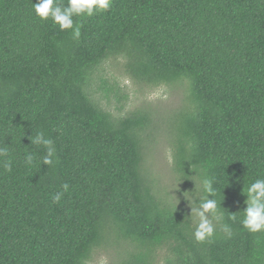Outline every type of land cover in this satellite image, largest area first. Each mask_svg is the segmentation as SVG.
<instances>
[{
  "label": "trees",
  "instance_id": "16d2710c",
  "mask_svg": "<svg viewBox=\"0 0 264 264\" xmlns=\"http://www.w3.org/2000/svg\"><path fill=\"white\" fill-rule=\"evenodd\" d=\"M37 2L0 0V264H90L107 245L124 248L116 264H160L161 249V264H264V231L242 224L243 190L264 179V0H111L73 17L79 39L40 19ZM122 62L131 81L185 85L170 134L177 204L145 165L150 111L123 116L96 99L120 102L105 70ZM37 132L53 141L51 166ZM203 178L217 218L199 243Z\"/></svg>",
  "mask_w": 264,
  "mask_h": 264
},
{
  "label": "rangeland",
  "instance_id": "374dc122",
  "mask_svg": "<svg viewBox=\"0 0 264 264\" xmlns=\"http://www.w3.org/2000/svg\"><path fill=\"white\" fill-rule=\"evenodd\" d=\"M105 72L114 77H118L121 96L120 102L114 94L109 99L103 94H97L100 103L108 108L112 113H122L123 116L138 108L147 109L153 115L152 133L146 142V168L151 172V176L156 180L157 187L161 189L158 197L166 201L177 204L180 197L181 183L177 180L172 170L173 149L171 144L172 118L174 114L185 104L186 91L184 84L161 85L151 87L138 81H131L125 75V65L120 63H109ZM120 109V110H118ZM147 136L144 137V139ZM186 198V197H183ZM183 205V204H180ZM185 207H189L188 204ZM195 211V210H194ZM125 248H129L126 246ZM124 248L115 245H107L96 251L90 264H116L125 257L122 252ZM122 254L123 256H120ZM166 255V249L160 250L159 263Z\"/></svg>",
  "mask_w": 264,
  "mask_h": 264
},
{
  "label": "clouds",
  "instance_id": "9594fccd",
  "mask_svg": "<svg viewBox=\"0 0 264 264\" xmlns=\"http://www.w3.org/2000/svg\"><path fill=\"white\" fill-rule=\"evenodd\" d=\"M111 0H67V5H62L59 0H38L34 4L36 15L42 19H52L53 23L58 25L61 31L71 30L73 38L79 39L81 25L74 22V16H92L96 11L107 10L110 7ZM32 144L43 146L46 154L43 157V164L51 166L56 159V149L53 141L47 138L43 132H37L35 137L30 138ZM7 147L0 148V158L8 157ZM34 156L26 154V164H33ZM6 171H11L12 161L7 159L3 164ZM203 191L207 194L199 200L198 208L195 211L196 229L193 233L194 239L203 243L211 242L215 235V225L213 219H216L217 201L214 199L215 190L213 182L210 179L203 178L201 181ZM63 191L57 192L53 196V202L59 203L64 194L69 191V184L62 185ZM247 196L244 210L243 227L252 233L264 231V179H257L248 185L244 190ZM213 197L210 199L209 197ZM193 211V210H192ZM211 217V218H210ZM224 231L230 234V229L224 226Z\"/></svg>",
  "mask_w": 264,
  "mask_h": 264
}]
</instances>
